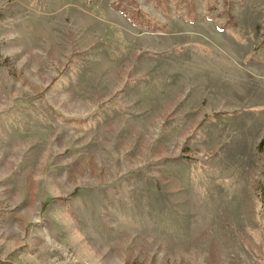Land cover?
<instances>
[{
  "label": "rangeland",
  "instance_id": "rangeland-1",
  "mask_svg": "<svg viewBox=\"0 0 264 264\" xmlns=\"http://www.w3.org/2000/svg\"><path fill=\"white\" fill-rule=\"evenodd\" d=\"M0 264H264V0H0Z\"/></svg>",
  "mask_w": 264,
  "mask_h": 264
},
{
  "label": "trees",
  "instance_id": "trees-1",
  "mask_svg": "<svg viewBox=\"0 0 264 264\" xmlns=\"http://www.w3.org/2000/svg\"><path fill=\"white\" fill-rule=\"evenodd\" d=\"M77 192H78V190H77V191H75V192L73 193V195H76V194H77ZM43 207H46V205H43Z\"/></svg>",
  "mask_w": 264,
  "mask_h": 264
}]
</instances>
